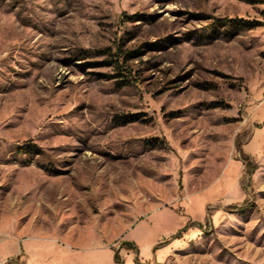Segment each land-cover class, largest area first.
<instances>
[{"label": "rangeland", "instance_id": "obj_1", "mask_svg": "<svg viewBox=\"0 0 264 264\" xmlns=\"http://www.w3.org/2000/svg\"><path fill=\"white\" fill-rule=\"evenodd\" d=\"M0 264H264V0H0Z\"/></svg>", "mask_w": 264, "mask_h": 264}, {"label": "trees", "instance_id": "obj_2", "mask_svg": "<svg viewBox=\"0 0 264 264\" xmlns=\"http://www.w3.org/2000/svg\"><path fill=\"white\" fill-rule=\"evenodd\" d=\"M124 243L127 244V245L130 244L129 242H124ZM130 245H133V244H130ZM115 259H116V256H115Z\"/></svg>", "mask_w": 264, "mask_h": 264}]
</instances>
